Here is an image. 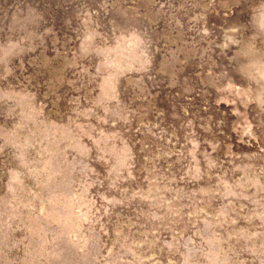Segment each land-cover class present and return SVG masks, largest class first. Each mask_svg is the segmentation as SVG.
<instances>
[{"label":"rangeland","instance_id":"rangeland-1","mask_svg":"<svg viewBox=\"0 0 264 264\" xmlns=\"http://www.w3.org/2000/svg\"><path fill=\"white\" fill-rule=\"evenodd\" d=\"M262 33L264 0H0V264H264Z\"/></svg>","mask_w":264,"mask_h":264},{"label":"bare ground","instance_id":"bare-ground-1","mask_svg":"<svg viewBox=\"0 0 264 264\" xmlns=\"http://www.w3.org/2000/svg\"><path fill=\"white\" fill-rule=\"evenodd\" d=\"M248 1H249V0H248ZM250 2H251V1H250ZM250 2H249V3H250ZM247 4H248V3H247ZM245 7H246V6H245ZM245 7H244V8H245ZM250 11H251V10H250ZM255 12H256V11H255ZM257 12H259V11H257ZM257 12H256V13H257ZM240 13H241V12H240ZM248 14H249V13H248ZM255 15H256V14H255ZM246 16H247V15H246ZM253 16H254V15H253ZM244 17H245V16H244ZM242 18H243V17H242ZM247 18H248V17H247ZM248 19H249V18H248ZM246 20H247V19H245V21H246ZM257 20H258V19H257ZM240 23H242V22H240ZM240 23H239V24H240ZM257 23H258V21H257ZM236 24H237V23H236ZM256 25H257V24H256ZM240 26H242V24H241ZM246 26H247V24H246ZM253 26H254V25H253ZM238 27H239V26H238ZM243 27H244V25H243ZM254 27H255V26H254ZM257 27H258V26H257ZM257 27H256V28H257ZM256 28H255V29H256ZM253 29H254V28H253ZM257 30H259V29L257 28ZM257 30H255V32H256ZM246 31H247V30H246ZM251 32H252V31H251ZM251 32H249V33H251ZM257 32H258V31H257ZM258 33H259V32H258ZM231 34H232V33H231ZM239 34H240V33H239ZM246 35H247V34H246ZM263 35H264V34L262 33V36H261V37H264ZM230 36H231V35H230ZM232 37H233V36H232ZM238 37H239V36H238ZM259 37H260V36H259ZM261 37H260V38H261ZM234 39H235V38H234ZM236 42H237V41H236ZM239 42H240V40H239ZM256 44H257V43H256ZM237 46H239V45H237ZM258 49H259V48H258ZM251 53H252V52H251ZM247 55H248V54H247ZM252 56H253V55H252ZM254 56H255V55H254ZM263 57H264V56H263ZM263 57H262L261 59L264 61V58H263ZM123 59H124V58H123ZM123 59H122V60H123ZM261 59H260V60H261ZM248 60H250V59H248ZM262 60H261V62H262ZM41 61H42V60H41ZM44 61H45V60H43V62H44ZM242 61H243V60H242ZM38 62H40V61H38ZM249 62H250V61H249ZM254 62H255V61H254ZM257 62H258V61H257ZM257 62H255V63H257ZM35 63H36V62H35ZM40 63H41V62H40ZM258 63H260V61H259ZM263 63H264V62H263ZM246 64H247V63H246ZM39 65H40V64H39ZM39 65H38V67H39ZM256 65H257V64H256ZM261 65H262V64H261ZM236 66H237V65H236ZM259 66H260V65H259ZM259 66H255V67L257 68V67H259ZM255 67H254V68H255ZM249 68H250V67H249ZM45 69H46V68H45ZM48 69H49V68H48ZM36 70H37V69H36ZM249 70H250V69H249ZM249 70H248V71H249ZM260 70H261V69H260ZM263 70H264V69H263ZM255 71H256V70H255ZM36 72H37V71H36ZM59 75H60V74H59ZM47 79H48V78H47ZM45 82H46V81H45ZM48 85H49V84H48ZM51 89H52V88H51ZM249 89H250V88H249ZM245 92H246V91H245ZM231 93H233V92L231 91ZM227 96H228V95H227ZM230 97H232V96H229V98H230ZM251 97H252V96H251ZM252 98H253V97H252ZM233 99H236V98H233ZM238 99H239V98H238ZM253 99H254V98H253ZM250 100H251V99H250ZM254 100H255V99H254ZM233 101H234V100H233ZM252 101H253V100H252ZM234 102H235V101H234ZM240 103H241V101H240ZM251 103H253V102H251ZM236 104H239V103H236ZM253 105H254V103H253ZM239 106H240V105H239ZM237 107H238V106H237ZM80 108H81V107H80ZM241 108H242V107H241ZM236 109H238V108H236ZM225 125H226V124H225ZM223 126H224V124H223ZM223 126H222V127H223ZM226 126H227V125H226ZM219 128H220V127H219ZM225 128H227V127H225ZM221 129H222V128H220V130H221ZM223 129H224V127H223ZM220 130H219V131H220ZM227 131H228V130H227ZM220 133H221V132H220ZM227 133H228V132H227ZM219 138H220V137H219ZM219 138H218V139H219ZM218 142H219V141H218ZM131 144H132V143H131ZM177 181H178V180H177ZM197 181H198V180H197ZM200 181H201V180H200ZM193 182H194V181H193ZM194 183H195V182H194ZM188 184L190 185L191 183H188ZM189 187H190V186H189ZM223 198H224V197H223ZM227 198H229V197H227ZM227 198H226V199H227ZM217 199H218V198H217ZM232 199H233V198H232ZM234 199H235V198H234ZM218 200H219V199H218ZM249 201H250V200H249ZM181 202H182V201H181ZM215 202H217V201H215ZM201 205H202V204H201ZM223 205H224V204H223ZM198 209H199V208H198ZM232 209H234V208H232ZM186 210H187V209H186ZM199 211H200V210H199ZM199 211H198V212H199ZM193 212H194V211H193ZM195 212H196V211H195ZM204 212H205V211H204ZM212 213H213V212H212ZM154 214H156V213H154ZM205 214H206V213H205ZM207 214H208V213H207ZM207 214H206V215H207ZM198 215H199V214H198ZM198 215H197V216H198ZM215 215H216V214H215ZM208 216H212V215H208ZM182 217H183V216H182ZM182 217H181V218H182ZM189 218H190V217H189ZM205 218H206V217H205ZM215 218H216V217H215ZM159 219H160V218H159ZM182 220H183V219H182ZM163 221H164V220H163ZM196 221H197V219H196ZM180 223H181V222H180ZM196 223H197V222H196ZM199 223H200V222H199ZM210 223H211V222H210ZM188 224H189V223H188ZM184 225H185V224H184ZM195 225H196V224H195ZM201 225H202V224H201ZM161 226H162V225H161ZM196 226H197V225H196ZM172 227H173V226H172ZM188 227H189V226H188ZM174 228H175V227H174ZM189 228H190V227H189ZM192 228H193V227H192ZM228 228H229V227H228ZM209 229H210V228H209ZM159 230H160V229H159ZM199 230H201V229H199ZM207 230H208V229H207ZM217 230H218V229H217ZM173 231H175V230H173ZM209 231H210V230H209ZM178 233H179V232H178ZM190 233H191V232H190ZM205 233H206V232H205ZM208 233H209V232H207L206 234H208ZM214 233H215V232H214ZM201 234H202V233H201ZM210 234H211V233H210ZM193 235H194V234H193ZM204 235H205V234H204ZM184 236H185V235H183V237H184ZM161 237H162V236H161ZM201 237H202V236H201ZM167 238H168V237H167ZM196 238H197V237H196ZM163 239H164V238H163ZM161 240H162V238H161ZM226 240H227V239H226ZM200 241H202V240H200ZM155 243H156V242H155ZM155 243H154V244H155ZM161 243H162V242H161ZM200 243H201V242H200ZM205 243H206V242H205ZM213 243H214V242H213ZM169 244H170V241H169ZM184 244H185V243H184ZM214 244H216V243H214ZM162 245H164V244H162ZM162 245H160V246L162 247ZM153 246H154V245H153ZM157 246H159V245H157ZM186 246H187V245H186ZM190 246H191V245H190ZM202 246H203V245H202ZM215 246H216V245H215ZM182 247H183V246H182ZM193 247H194V246H193ZM195 247H197V246H195ZM195 247H194V248H195ZM204 247H205V246H204ZM230 247H232V246H230ZM55 248H56V247H55ZM155 248H156V247H155ZM205 248H207V247H205ZM208 248H209V247H208ZM210 248H211V247H210ZM210 248H209V249H210ZM220 248H221V247H220ZM220 248H219V249H220ZM180 249H181V248H180ZM182 249H183V248H182ZM103 250H104V249H103ZM153 250H154V248H153ZM159 250H160V249H159ZM167 250H168V249H167ZM190 250H191V249H190ZM216 250H217V249H216ZM132 251H133V250H132ZM155 251H156V250H155ZM157 251H158V250H157ZM162 251H164V250H162ZM195 251H197V250H195ZM195 251H194V252H195ZM202 251H203V250H202ZM220 251H222V250H220ZM129 252H130V251H129ZM165 252H166V251H165ZM186 252H187V250H186ZM199 252H200V251H199ZM156 253H157V252H156ZM166 253H167V252H166ZM184 253H185V252H184ZM31 254H32V253H31ZM164 254H165V253H164ZM182 254H183V253H182ZM194 254H195V253H194ZM222 254H224V253H222ZM184 255H185V254H184ZM212 255H213V254H212ZM163 256H165V255H163ZM163 256H162V257H163ZM168 256H169V255H168ZM192 256H193V255H192ZM205 256H206V255H205ZM209 256H210V255H209ZM213 256H215V255H213ZM229 256H230V255H229ZM229 256H228V257H229ZM166 257H167V256H165V258H166ZM196 257H197V256H196ZM200 257H201V256H200ZM230 257H231V256H230ZM169 258H170V257H169ZM178 258H179V257H178ZM198 259H200V258H198ZM206 259H207V258H206ZM206 259H205V260H206ZM211 259H212V258H211ZM224 259H226V258H224ZM207 260H208V259H207ZM210 261H211V260H210ZM175 262L177 263V261H175ZM212 262H213V261H212ZM217 262H218V261H217ZM232 262H233V260H232ZM226 263H228V262H226Z\"/></svg>","mask_w":264,"mask_h":264}]
</instances>
